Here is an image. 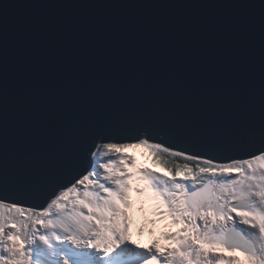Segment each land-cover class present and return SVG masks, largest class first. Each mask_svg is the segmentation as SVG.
<instances>
[{"label": "snow or ice", "instance_id": "obj_1", "mask_svg": "<svg viewBox=\"0 0 264 264\" xmlns=\"http://www.w3.org/2000/svg\"><path fill=\"white\" fill-rule=\"evenodd\" d=\"M160 7L218 14L115 15ZM48 8L77 16L23 11ZM256 99L258 117L236 129L261 130L264 144V0H5L0 264H264V148L227 163L207 155L232 147L224 129ZM129 148L164 172L136 169ZM134 182L176 229L163 245L128 237Z\"/></svg>", "mask_w": 264, "mask_h": 264}, {"label": "water", "instance_id": "obj_2", "mask_svg": "<svg viewBox=\"0 0 264 264\" xmlns=\"http://www.w3.org/2000/svg\"><path fill=\"white\" fill-rule=\"evenodd\" d=\"M10 4L23 2L28 4L40 3L41 0H8ZM172 2H182V0H172ZM5 0H0V5H3ZM17 9H12L13 19L19 18ZM26 14L33 12L41 13L43 19L46 22L54 21L57 19H71L77 16V10L75 9H59V8H48V9H25L23 10ZM94 10H85L81 13V17L90 16ZM218 14V10L210 8H188V7H160L152 9L144 8H130V9H118L115 10V15L125 16L129 19L146 18L154 21L161 20H191V19H208L213 15ZM260 104L258 99L248 103L245 108L238 114L234 115L230 119V123L224 129L225 136L229 141L232 140V147L207 153V155L216 157L214 163H227L228 158H240L245 157L249 154H254L261 148H264V144L260 141L261 130H256L253 133L247 134L251 139L246 138L245 133L238 131L236 128L240 127L242 122L247 119L256 118L259 115ZM186 146V145H182ZM31 203H36L31 201Z\"/></svg>", "mask_w": 264, "mask_h": 264}, {"label": "bare ground", "instance_id": "obj_3", "mask_svg": "<svg viewBox=\"0 0 264 264\" xmlns=\"http://www.w3.org/2000/svg\"><path fill=\"white\" fill-rule=\"evenodd\" d=\"M134 164H135V168L139 169L137 166L141 165V164H139L136 160L134 161ZM136 188H140L142 191L140 193H138L135 190ZM133 189H134L133 194L129 193L128 207L125 209V212H126L125 223L127 224V227H130V224H128V222H133L134 220L137 224H139L137 216L143 218V220H144L146 218L145 215H147L144 213H148V214L151 213V216H152L151 221L155 222L159 227V231L157 233L158 237L152 238V239L142 238V240H147V243L149 245L153 242V239L158 238L156 241H159L160 244L163 245L165 242L162 239V235L169 233V232H174V231H176V229H172V227L169 225V222L166 219H161L159 216L155 215L156 201L151 197L150 193H148L146 190H144V184L143 183L134 182L133 183ZM141 209L144 211V213L142 212ZM145 222H149V221L147 220ZM137 229H139V228H137ZM136 231H137L136 228H131V235L134 234V232H136ZM150 241H151V243H150ZM86 251L90 252L93 250H86ZM225 255H233V254L225 253ZM234 255H236L238 257L240 256L239 253H235ZM240 259H241V261H243V257H240Z\"/></svg>", "mask_w": 264, "mask_h": 264}, {"label": "rangeland", "instance_id": "obj_4", "mask_svg": "<svg viewBox=\"0 0 264 264\" xmlns=\"http://www.w3.org/2000/svg\"><path fill=\"white\" fill-rule=\"evenodd\" d=\"M140 153H142L143 156ZM125 154L127 156L131 157L133 161H135V159H136L141 164V165L137 166L139 169L152 170V171H154L156 173L164 172V169L161 168L159 166V164L154 163V161H153L152 157L149 155V152H148L147 149H144V148H129V149H125ZM170 159H172L175 163L170 162L169 165L172 166V167H175V165L177 164L176 160L173 159V158H170ZM165 175H166V173H165ZM142 212L144 213L143 210H142ZM144 214H148V213H144ZM145 217L146 218L144 220L145 221L148 220L149 222H145L143 220V218H141L139 216H137L139 224H137L135 222V220L133 222H128V224H130V226H134L136 228H139L137 230V233H134V237L136 239L138 238L137 244H140V245H142L144 247H146L148 245V243H147V240H142V238H144V239L155 238L154 236H152L151 230H150V224H154V223H152L150 217H148L147 215H145ZM128 237H130V235H128ZM157 239H153V242L156 241ZM150 243H151V241H150Z\"/></svg>", "mask_w": 264, "mask_h": 264}, {"label": "clouds", "instance_id": "obj_5", "mask_svg": "<svg viewBox=\"0 0 264 264\" xmlns=\"http://www.w3.org/2000/svg\"><path fill=\"white\" fill-rule=\"evenodd\" d=\"M141 155H142V153H140ZM143 156V155H142ZM136 160V159H135ZM176 162L177 163H180V164H182V163H185L186 161H184L183 159L182 160H179V158H178V160H177V158H176ZM173 163V162H172ZM175 163V162H174Z\"/></svg>", "mask_w": 264, "mask_h": 264}, {"label": "trees", "instance_id": "obj_6", "mask_svg": "<svg viewBox=\"0 0 264 264\" xmlns=\"http://www.w3.org/2000/svg\"><path fill=\"white\" fill-rule=\"evenodd\" d=\"M167 159H168L169 163L170 162H173L174 163V161L172 159H170V158H167ZM175 160H176V158H175ZM177 160H178V158H177ZM179 160H182V159H179Z\"/></svg>", "mask_w": 264, "mask_h": 264}]
</instances>
